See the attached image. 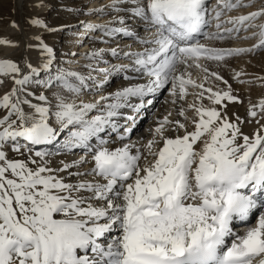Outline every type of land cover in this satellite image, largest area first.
Here are the masks:
<instances>
[{"label":"snow or ice","instance_id":"6c2138e0","mask_svg":"<svg viewBox=\"0 0 264 264\" xmlns=\"http://www.w3.org/2000/svg\"><path fill=\"white\" fill-rule=\"evenodd\" d=\"M209 2L108 0L85 12L109 15L106 22L52 29L30 20L45 31L82 28L72 33L77 45L115 46L58 54L35 35L26 50L38 53L36 63L0 59V86L12 82L0 95V264H264V97L230 116L228 104L243 101L203 63L264 50V4L222 20L256 0H216L211 10ZM241 31L257 42L208 43ZM77 56L84 71L66 66ZM193 69L203 77L193 79ZM242 75L233 78L244 83ZM115 77L122 83L106 90ZM161 90L183 120L169 111L151 138L124 143L136 117L121 110L139 114ZM56 145L83 154L57 162Z\"/></svg>","mask_w":264,"mask_h":264},{"label":"rangeland","instance_id":"374dc122","mask_svg":"<svg viewBox=\"0 0 264 264\" xmlns=\"http://www.w3.org/2000/svg\"><path fill=\"white\" fill-rule=\"evenodd\" d=\"M26 1L27 0H24L21 4H18V0H0V38H9L14 39V41H19L21 39V34H19L18 32L14 33L16 31V27H13L11 22L15 21L16 25H18L19 28L23 27L24 30L27 31L32 25L30 23V20L32 18H38V16L33 14L32 7L30 4H28L29 2ZM47 2L49 3L47 4V11L42 19L47 25L52 24L51 28L55 29L60 25H63L64 23L70 24V22H72L70 13H68L67 10H65V8L63 7L65 3H62V1L60 3V1L58 0H47ZM215 4L216 0H210L208 5L209 9L211 10L215 6ZM262 4H264V0H256V3L251 9L241 8L233 10L231 12L225 10V12L227 13L226 15L224 14L221 19L223 20L229 16H234L254 10L255 8L260 7ZM74 8L76 7H72V9ZM261 22L262 21L257 20L254 23L259 24ZM224 27H231V25L224 24ZM210 29H212V31L216 30L215 21H213V24L208 30ZM251 31L258 32V29H252ZM47 33L48 35L46 41L49 44L53 45L54 43L53 46L57 45L61 50L63 47L64 51L70 48V44L68 42H70V40L72 39V34H69L67 30L48 31ZM250 35V32L241 31L239 34L233 33L231 39L229 40L221 41L218 43L217 41H212L211 44L220 46L224 45L225 47H250L252 44L257 42V38H243ZM76 51H81V47ZM2 53L3 50L2 48H0V54ZM20 56V53H16L8 59L20 61ZM228 59L231 60L230 66L228 68L224 67L223 69H219L218 72L229 81V84H231L233 89V94L238 95L240 100L243 101V103H229L228 114L231 116L233 112H236L241 116H244L246 114V109L250 101L252 103H256L261 97H264V86H262V83H264V81L258 79L260 77H264V50H257L253 53H244ZM235 71H241L244 73V75L239 77V80L245 81L244 83H240L237 79L233 78ZM4 82H7L9 84L10 80L7 81V79H5ZM7 83H4V86L2 85L3 87L0 86V95L9 90L6 85ZM215 87L223 89L225 86L217 81V85H215L214 88ZM254 127L255 123L246 124L244 125V131L250 132ZM10 155L14 154L10 153Z\"/></svg>","mask_w":264,"mask_h":264},{"label":"bare ground","instance_id":"6f19581e","mask_svg":"<svg viewBox=\"0 0 264 264\" xmlns=\"http://www.w3.org/2000/svg\"><path fill=\"white\" fill-rule=\"evenodd\" d=\"M22 1H24V0H18V4H21ZM58 1H60V3H61V1H62V3H65V5L63 7L65 8V10H67L68 13H70V17L72 18V22H70L71 25L77 24V22L80 20H85V21L90 20L93 22H106L110 19L109 15H106V14L85 15V12L87 11V9L99 8L102 5L107 4L108 0H58ZM26 2H29L28 4L31 5L33 14L38 16L39 19H43L44 15L47 11V4H49L47 2V0H27ZM72 7H76V8L72 9ZM226 13L227 12H225L224 14L226 15ZM64 24H66V23H64ZM51 26H52V24L51 25L48 24L49 28H51ZM15 30L16 31L14 33L18 32L19 34H21V39L19 41H14V39H9V38H5V39H8L9 41H12V42H16L18 44V46L0 45V48H2V50H3V53L0 54V59H3V58L8 59L11 56L15 55L16 53H20L21 59L24 56H28L30 59H32L33 63H36L35 57L38 55V53L35 51H27L26 45L29 43H35V41L32 40V37H34L35 35L43 36L45 42H47L46 39H47V35H48L47 32L48 31H45L43 28L35 26V25H31L27 31H25L23 27H20V28L16 27ZM81 31H83L82 28H72L70 30H67V32L69 34H72L73 32L79 33ZM209 31H212V29H210ZM92 35L98 36L100 34L99 33H93ZM71 36H72V39L70 40V42H68L70 44V48H68V50L64 51L63 47L61 50V49H59V46H57V45L54 46L58 54L59 53H66V52H78V53L83 54V53L89 51L90 48L93 46H95L97 48L115 46L114 44L105 45V44L99 43V42H96L93 45V43L87 39L84 40V43L81 46V45H77L75 43L76 37H74L73 35H71ZM211 42L212 41H209L208 43L212 46L214 45L217 47H225L224 45L220 46V45L211 44ZM218 42H221V41H217V43ZM122 43H131V41L124 40V41H122ZM49 45H51V44H49ZM53 45H54V43H53ZM53 45H51V46H53ZM80 47H81V51H76ZM76 60H78L79 63H75L72 65H66V66L71 67L73 69L84 71V69L81 68V65L86 63V61H84L82 59V56H77ZM203 63H207L210 70L218 71L219 69H223L224 67L228 68L231 64V60L226 58V61L221 63L219 66L216 64V62H213V61H207V62H203ZM103 66L104 65H101V67H103ZM202 77H203V73L201 71H199L198 69L192 70V78L193 79L199 80ZM4 83H7V82H4ZM121 83H122L121 79L119 77H115L112 80V82L106 86V90H114L115 87L120 85ZM6 85L10 89L12 87V82L10 81V83L9 84L7 83ZM215 85H217V81H213L211 86L214 87ZM3 86H4V84H3ZM3 86H1V87H3ZM196 91H198V89H194L192 87H189L190 93H194ZM2 92H3V90H2ZM100 94H102V93H99V92L95 93V95H97V96ZM91 95H92L91 93L87 94L86 98H89ZM147 99H152L153 103L151 105L146 106L139 114L135 113L132 109L126 108V109L121 110L127 116H130V117L135 116L136 117L135 127L132 128L131 133L128 134L129 139H126L124 141V143H127L129 141L138 142L141 140V138H143V140L146 141L147 139L151 138L150 133H149V129L155 126V121L158 118H162L163 116L167 115L169 111L172 112V116L170 117L171 119L183 120L182 117H178L175 107L170 103L171 98L169 97V93L167 90H161L160 92L153 94L152 96L148 97ZM194 99H195V97L193 95H189L187 97L186 101L184 102V106L186 107L187 103L193 102ZM166 101H169V102H166ZM134 102H138V101H134ZM204 103L207 105L209 102L207 100H205ZM187 116L189 118H191L193 116V113L191 111H189L187 113ZM119 122L122 125H125L127 127H132V123H133L132 120H125L123 118H120ZM112 139L116 140V144H114L112 146H118L120 141L117 140L115 133L112 134ZM58 149H59V145H56L50 149V151L55 153L54 158L57 162L59 160L71 161V160H73V159H75L78 156L83 154L80 151H76L74 153L69 152V153L61 154L58 151Z\"/></svg>","mask_w":264,"mask_h":264}]
</instances>
